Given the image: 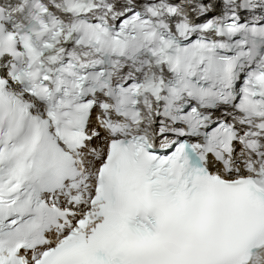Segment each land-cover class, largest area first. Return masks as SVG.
Returning a JSON list of instances; mask_svg holds the SVG:
<instances>
[{"label": "snow or ice", "instance_id": "obj_1", "mask_svg": "<svg viewBox=\"0 0 264 264\" xmlns=\"http://www.w3.org/2000/svg\"><path fill=\"white\" fill-rule=\"evenodd\" d=\"M0 264H264V0H0Z\"/></svg>", "mask_w": 264, "mask_h": 264}]
</instances>
